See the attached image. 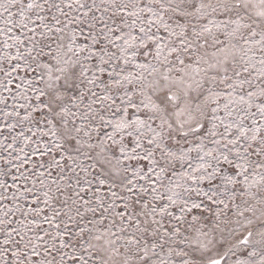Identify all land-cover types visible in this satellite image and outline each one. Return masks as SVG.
<instances>
[{
	"label": "snow or ice",
	"instance_id": "1",
	"mask_svg": "<svg viewBox=\"0 0 264 264\" xmlns=\"http://www.w3.org/2000/svg\"><path fill=\"white\" fill-rule=\"evenodd\" d=\"M0 105V264H264V0H0Z\"/></svg>",
	"mask_w": 264,
	"mask_h": 264
},
{
	"label": "rangeland",
	"instance_id": "2",
	"mask_svg": "<svg viewBox=\"0 0 264 264\" xmlns=\"http://www.w3.org/2000/svg\"><path fill=\"white\" fill-rule=\"evenodd\" d=\"M20 75L23 76L24 73L21 72ZM18 82H19V81H15L14 84H15V83H18ZM13 87H14V85H13ZM9 103H11V101H9ZM0 107H3V106L0 105ZM5 134H7V133L5 132ZM0 140H3V135H0ZM8 142H10V141H5V143H8ZM32 159H33V161H36V160L38 159V157H33ZM14 163H15V161H14ZM30 167H31V164L26 165V166H25V169L30 168ZM25 169H22V171H24ZM12 174H16V175H18V173H15V169H13ZM0 179H7L8 182H9L10 184L12 183L11 174H10L8 177L0 176ZM193 214H196V213L194 212ZM189 219H190V217H189Z\"/></svg>",
	"mask_w": 264,
	"mask_h": 264
}]
</instances>
